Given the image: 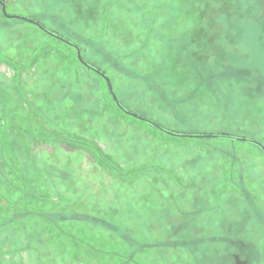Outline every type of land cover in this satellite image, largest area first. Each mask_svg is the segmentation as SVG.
Wrapping results in <instances>:
<instances>
[{
    "label": "rangeland",
    "instance_id": "374dc122",
    "mask_svg": "<svg viewBox=\"0 0 264 264\" xmlns=\"http://www.w3.org/2000/svg\"><path fill=\"white\" fill-rule=\"evenodd\" d=\"M0 264H264V0H5Z\"/></svg>",
    "mask_w": 264,
    "mask_h": 264
},
{
    "label": "water",
    "instance_id": "95a60500",
    "mask_svg": "<svg viewBox=\"0 0 264 264\" xmlns=\"http://www.w3.org/2000/svg\"><path fill=\"white\" fill-rule=\"evenodd\" d=\"M0 6H2V11H3V14H4V16L6 17V18H16V19H24V20H26V21H28V22H30V23H32V24H34V25H37L41 30H43V31H45V32H47L48 34L50 33L51 35H53V36H55L56 38H58L59 40H61V41H64V42H66V43H69L75 50H76V52H77V56L79 57V59H80V61L86 66V67H88V68H91V69H93L94 71H96L97 73H99L103 78H105V80L108 82V86H109V90H110V93L112 94V97H113V99H114V101H115V103H116V105L118 106V107H120L125 113H127V114H129V115H133V116H135V117H137L138 119H141V120H143V121H148V122H150L151 124H153L155 127H157L158 129H160L161 131H163V132H166V133H168V134H170V135H176V136H182V137H186V136H190V137H200V136H206V137H213V136H216V137H224V138H226V137H230V138H233V139H237V140H243V141H250V142H255V143H257V144H260L258 141H255V140H250V139H247V138H245V137H242V136H239V137H235V136H232V135H229V134H215V133H213V134H199V135H195V134H182V133H180V132H177V131H171V130H168V129H166V128H164V127H162V126H160V125H157L156 123H154L153 121H151L150 119H147V118H143V117H141L140 115H138L137 113H135V112H131V111H129L126 107H124L123 105H122V103L120 102V100H119V97L117 96V94L115 93V91H114V88H113V83H112V81L110 80V77L108 76V74L107 73H105V72H103L100 68H97L96 66H94L93 64H91V63H88L85 59H84V57H83V55H81V50H80V48H79V46L77 45V44H74V43H72L70 40H68L67 38H65L64 36H60L59 34H57L55 31H53V30H48L45 26H43L42 24H41V22H39L38 20H34V19H32V18H28V17H26V16H20V15H15V14H11V13H9L8 12V10H7V5H6V2H5V0H0ZM262 148H263V150H264V147L262 146Z\"/></svg>",
    "mask_w": 264,
    "mask_h": 264
},
{
    "label": "trees",
    "instance_id": "16d2710c",
    "mask_svg": "<svg viewBox=\"0 0 264 264\" xmlns=\"http://www.w3.org/2000/svg\"><path fill=\"white\" fill-rule=\"evenodd\" d=\"M119 108V107H118ZM123 111V110H122ZM222 134H227V133H222Z\"/></svg>",
    "mask_w": 264,
    "mask_h": 264
}]
</instances>
